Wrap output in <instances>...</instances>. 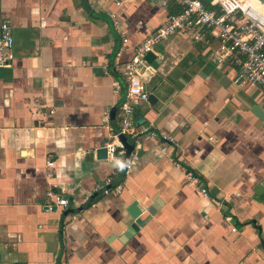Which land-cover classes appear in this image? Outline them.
<instances>
[{
  "label": "crops",
  "instance_id": "crops-1",
  "mask_svg": "<svg viewBox=\"0 0 264 264\" xmlns=\"http://www.w3.org/2000/svg\"><path fill=\"white\" fill-rule=\"evenodd\" d=\"M88 2L89 12L80 0H0L14 40L0 68V264H264L260 90L237 88L234 68L210 61L218 40L209 32L160 43L146 56L156 99L133 105L130 118L174 143L162 151L161 139H142L124 175L123 160L97 157L121 125V66L176 8ZM49 190L67 207L46 211Z\"/></svg>",
  "mask_w": 264,
  "mask_h": 264
},
{
  "label": "built area",
  "instance_id": "built-area-1",
  "mask_svg": "<svg viewBox=\"0 0 264 264\" xmlns=\"http://www.w3.org/2000/svg\"><path fill=\"white\" fill-rule=\"evenodd\" d=\"M153 1L158 2L164 9L174 6L177 11L170 12L167 22L140 42L135 47L132 58L121 66L125 82V100L120 105L121 125L112 139L104 145L107 158L113 162L123 160L126 153L118 138L120 135L125 136L133 147L139 145L144 138L161 139L162 151H166L167 147L174 143L172 137L159 132L154 126L135 124L130 118L133 105L148 101L146 82L156 76V71L146 61V56L154 52L156 46L174 35H183L199 41L206 32H209L218 40L217 48L211 52L210 61L218 66H232L235 70L233 84L239 89L245 86L256 87L264 98V8L256 6L253 0H207L208 6L202 0ZM119 4L120 2H116V5ZM108 15L118 28L120 21L117 15L112 11ZM126 41L123 37L122 43ZM13 45L10 27L4 22L0 26V68L13 59ZM123 48V46L120 48L119 53ZM120 88L115 84V92ZM105 118L107 120L108 115ZM137 160V154L130 152L124 165V175L132 171ZM51 176V173L47 175L48 178ZM187 179L199 188L204 197L208 196L200 178L188 174ZM112 180L113 177L106 179L104 194L110 192ZM121 189V184L114 187L115 192H120ZM46 197L44 203L46 211L53 212L58 208L67 207L66 198L51 190L46 193Z\"/></svg>",
  "mask_w": 264,
  "mask_h": 264
},
{
  "label": "water",
  "instance_id": "water-1",
  "mask_svg": "<svg viewBox=\"0 0 264 264\" xmlns=\"http://www.w3.org/2000/svg\"><path fill=\"white\" fill-rule=\"evenodd\" d=\"M81 1V5H82V8L86 11V12H89L90 11V6H89V2L88 0H80ZM259 2H261L262 4H264V0H258ZM149 100H154L156 99L154 95H149ZM257 112H258V116L261 120H264V112H260V110L256 109ZM114 116H115V111L114 109L111 110V113H110V117H111V120L114 119ZM115 130L117 131L118 130V127L116 126ZM119 140L120 142L123 144L124 148H125V156L123 158V163L125 165L127 159H128V156L130 154V152L133 150V144H131L125 136L123 135H120L119 137ZM97 157L100 158V159H103L106 157V149L105 148H101L100 150H98L97 152ZM131 212H130V216L132 219L135 220L134 224H132L130 226V228L132 230H137L138 229V226H140L141 224V219H140V214H141V210L136 208V202H134L132 205H131ZM130 229V230H131ZM126 236L128 237L129 234H126Z\"/></svg>",
  "mask_w": 264,
  "mask_h": 264
},
{
  "label": "bare ground",
  "instance_id": "bare-ground-1",
  "mask_svg": "<svg viewBox=\"0 0 264 264\" xmlns=\"http://www.w3.org/2000/svg\"><path fill=\"white\" fill-rule=\"evenodd\" d=\"M254 4L260 8H264V4H262L261 2H259L258 0H253Z\"/></svg>",
  "mask_w": 264,
  "mask_h": 264
},
{
  "label": "trees",
  "instance_id": "trees-1",
  "mask_svg": "<svg viewBox=\"0 0 264 264\" xmlns=\"http://www.w3.org/2000/svg\"><path fill=\"white\" fill-rule=\"evenodd\" d=\"M203 2H204L207 6L209 5L207 0H203ZM175 11H177V10L175 9V10H173L172 12H175Z\"/></svg>",
  "mask_w": 264,
  "mask_h": 264
}]
</instances>
